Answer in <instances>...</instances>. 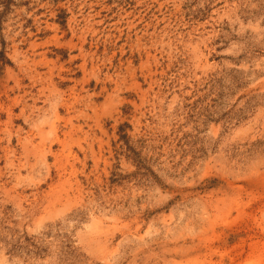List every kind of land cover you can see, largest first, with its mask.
<instances>
[{
	"label": "rangeland",
	"instance_id": "1",
	"mask_svg": "<svg viewBox=\"0 0 264 264\" xmlns=\"http://www.w3.org/2000/svg\"><path fill=\"white\" fill-rule=\"evenodd\" d=\"M0 264H264V0H0Z\"/></svg>",
	"mask_w": 264,
	"mask_h": 264
},
{
	"label": "trees",
	"instance_id": "2",
	"mask_svg": "<svg viewBox=\"0 0 264 264\" xmlns=\"http://www.w3.org/2000/svg\"><path fill=\"white\" fill-rule=\"evenodd\" d=\"M9 61L6 59L4 51L0 52V69L2 68V65L5 63H8Z\"/></svg>",
	"mask_w": 264,
	"mask_h": 264
}]
</instances>
